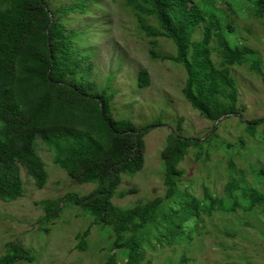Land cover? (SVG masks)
Listing matches in <instances>:
<instances>
[{
    "label": "trees",
    "instance_id": "trees-1",
    "mask_svg": "<svg viewBox=\"0 0 264 264\" xmlns=\"http://www.w3.org/2000/svg\"><path fill=\"white\" fill-rule=\"evenodd\" d=\"M90 4L92 0H71L57 6L49 0H0V199L11 201L22 196V167L38 187L46 182L44 162L36 150L39 138L71 178L95 183L84 195L66 193L42 200L43 217H55L66 204L78 205L92 221L77 233L80 240L76 247H87L92 224L108 227L112 252L105 264H118L117 255L124 256L126 264H139L147 249L190 243L204 227V218L214 212L233 214L264 203V189L257 186L264 170L251 165L256 178L252 182L243 168L229 162L220 194H213L206 186L202 195L179 187L184 171L180 164L191 147L198 148L197 157L206 147L204 152L209 156L206 145L216 134L217 118L224 113L238 116L243 111L229 67L249 62L264 82L260 58L253 48L238 43L234 20L228 18L222 4L232 13L247 7V12L262 18L264 0H125L138 31L148 38L149 57L182 65L183 96L201 117L213 123L203 141L183 135L181 119L176 128L168 127L160 151L163 194L127 206L113 203L112 196L122 174L142 168L145 133L161 122L136 128L130 119L115 117L113 92L95 90L79 73H89L90 55L82 51L88 48L79 45L83 31L68 29L66 18L87 12ZM195 34L200 37L194 38ZM159 37L169 39L175 53L157 52ZM214 52L217 61L212 58ZM136 81L139 86H148L149 72L140 69ZM238 117L245 123L246 133L256 136L257 124L264 117ZM244 142L241 136L237 144L242 147ZM226 146L233 143L228 141ZM17 257L29 259L25 250L7 243L0 264H12Z\"/></svg>",
    "mask_w": 264,
    "mask_h": 264
},
{
    "label": "rangeland",
    "instance_id": "rangeland-1",
    "mask_svg": "<svg viewBox=\"0 0 264 264\" xmlns=\"http://www.w3.org/2000/svg\"><path fill=\"white\" fill-rule=\"evenodd\" d=\"M69 1L49 0V3L57 6ZM124 3L125 0H92L87 12H75L66 18L68 29L83 31L79 45L88 48L82 51L90 55L89 73H79L93 83L95 90L106 88L113 92V115L130 119L136 128L156 120L161 122L145 133L142 168L121 175L111 199L120 206L163 194L160 151L168 127L176 128L177 120L181 119L180 132L199 139L209 134L213 126L183 96L185 72L182 65L149 57L148 38L138 31L135 16ZM222 6L228 18L234 20L238 43L254 49L264 75V16L247 12V7L232 13L226 5ZM197 34L193 37H200ZM155 50L175 53L173 43L165 37L158 38ZM212 58L218 60L216 52ZM140 69L149 72L148 86L137 84ZM229 70L236 80L238 106L243 107L238 116L246 120L264 117L261 76L249 62L232 65ZM238 116L227 115L218 121L216 134L210 145H206L209 156L205 155L206 147L201 149L199 157L196 156L198 148L191 147L180 164L184 170L180 188L188 187L191 192L202 195L206 186L213 194L222 193L229 162L243 168L247 180H256L250 165L264 170V120L257 124L256 136L250 137ZM241 136L245 140L242 147L237 144ZM35 141L47 179L38 187L22 167V196L11 201L0 199V260L7 252V243H13L25 250L29 259L17 257L12 264H105L107 255L112 252L108 227L92 224L86 236L87 247L80 249L76 247L80 240L76 235L88 227L92 218L78 205L66 204L55 217L46 219L40 204L46 198L62 197L66 193L84 195L95 183H80L71 178L54 162L53 151L39 138ZM228 141L233 146H226ZM257 186L264 189V174ZM120 191L124 194L120 195ZM116 259L118 264H126L124 256L117 255ZM181 260H185L184 264H264V203L248 211L238 209L233 214L214 212L204 218V227L190 243L147 249L139 264H180Z\"/></svg>",
    "mask_w": 264,
    "mask_h": 264
},
{
    "label": "water",
    "instance_id": "water-1",
    "mask_svg": "<svg viewBox=\"0 0 264 264\" xmlns=\"http://www.w3.org/2000/svg\"><path fill=\"white\" fill-rule=\"evenodd\" d=\"M231 113H224L222 114L219 118H217V120L214 122V124H216L220 119L226 117L227 115H229ZM171 129V127H169ZM211 131V130H210ZM208 135V134H207ZM207 135H205L203 138H199V139H196V138H193L195 140H199V141H202Z\"/></svg>",
    "mask_w": 264,
    "mask_h": 264
}]
</instances>
